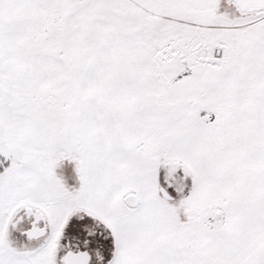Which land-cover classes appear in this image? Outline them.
<instances>
[{
    "label": "snow or ice",
    "instance_id": "obj_1",
    "mask_svg": "<svg viewBox=\"0 0 264 264\" xmlns=\"http://www.w3.org/2000/svg\"><path fill=\"white\" fill-rule=\"evenodd\" d=\"M0 264H264V0H0Z\"/></svg>",
    "mask_w": 264,
    "mask_h": 264
}]
</instances>
